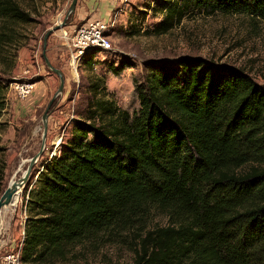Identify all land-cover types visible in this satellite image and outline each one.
<instances>
[{
  "label": "trees",
  "instance_id": "obj_1",
  "mask_svg": "<svg viewBox=\"0 0 264 264\" xmlns=\"http://www.w3.org/2000/svg\"><path fill=\"white\" fill-rule=\"evenodd\" d=\"M159 2L161 33L200 10L264 18V0ZM30 21L0 0V48ZM101 81H88L83 118L29 193L20 262H61L78 240L159 212L168 224L145 232L132 264H264V79L196 56L159 61L135 84L132 112ZM5 88L0 77V119ZM3 157L0 145V194Z\"/></svg>",
  "mask_w": 264,
  "mask_h": 264
},
{
  "label": "rangeland",
  "instance_id": "obj_2",
  "mask_svg": "<svg viewBox=\"0 0 264 264\" xmlns=\"http://www.w3.org/2000/svg\"><path fill=\"white\" fill-rule=\"evenodd\" d=\"M15 1L32 15L33 21L16 24L18 36L12 44L0 48V77L6 85L5 108L0 119V145L4 147L5 160L3 190L21 175L26 160L40 147L42 114L59 85L58 76L42 57L43 37L63 19L71 0ZM79 5L78 0L67 24L47 38L45 54L51 65L63 72L64 87L49 108L42 156L21 189L18 202L2 210L0 264H6L5 256L15 253L20 245L26 203L29 193L39 187L43 177L39 173L51 157L60 155L62 146L75 132L76 121L83 118L91 98L88 81L102 79L100 86L104 87L101 92L107 93L105 97L132 112L139 106L135 84L143 81L150 64L159 61L196 56L215 65L225 63L243 69L258 83L264 79V18L207 14L200 10L188 13L181 22L161 33L154 30L163 15L159 0H127L126 3L114 0L103 18H91L89 9L82 15L78 12ZM91 11L95 12L96 7ZM109 18L111 27L107 36L111 48L93 49L89 64L85 61L88 56L71 60L63 35H73L88 21ZM3 55L9 57L7 63L2 62ZM19 83L33 85L25 98L17 94L15 87ZM167 224L164 214L152 212L127 226L99 230L70 245L65 259L55 264H132L145 232Z\"/></svg>",
  "mask_w": 264,
  "mask_h": 264
},
{
  "label": "built area",
  "instance_id": "obj_3",
  "mask_svg": "<svg viewBox=\"0 0 264 264\" xmlns=\"http://www.w3.org/2000/svg\"><path fill=\"white\" fill-rule=\"evenodd\" d=\"M122 1L123 3L127 2V0ZM117 10L121 9L118 8ZM110 19L111 18H109L108 20L88 21L80 25L75 30V33L73 35H63L64 44L68 49V53L71 60H81L87 52L93 49H100L106 51L111 48L109 37L107 36V31L111 27ZM15 89L20 98H25L32 91L33 85L29 83H19L16 84ZM22 241L23 237L15 253L8 254L5 256L4 259L6 264H20L19 254Z\"/></svg>",
  "mask_w": 264,
  "mask_h": 264
},
{
  "label": "water",
  "instance_id": "obj_4",
  "mask_svg": "<svg viewBox=\"0 0 264 264\" xmlns=\"http://www.w3.org/2000/svg\"><path fill=\"white\" fill-rule=\"evenodd\" d=\"M77 1L78 0H71L69 5H68V8L64 14L63 19L58 21V23H56L51 28H49L44 34L42 57H43L46 65L49 67V69L58 76L59 85H58L56 92L54 93L52 98L49 100L44 113L42 114L43 132H42L41 143H40V147H39L38 151L26 160L27 165H26L25 169L23 170V172L21 173V175L19 177H17L16 179H14L13 181L9 182L8 185L6 186V188L0 194V217H1L2 209L6 205H8L12 202L13 193L17 189L23 188L27 184V182L29 181L30 173H32L34 166L37 164V161L42 156V154L45 150V139H46V134H47V117H48V113H49V108L52 105L55 98L63 90L64 82H65L63 72L61 70L55 68L54 66H52L51 63L49 62V60L45 54V45L47 42V38L49 37V35L53 31H56V30L60 29L61 27L65 26L67 24V19L72 16V14L74 13V11L76 9ZM25 219H26V217H25ZM0 220H1V218H0ZM0 230H1V221H0Z\"/></svg>",
  "mask_w": 264,
  "mask_h": 264
},
{
  "label": "crops",
  "instance_id": "obj_5",
  "mask_svg": "<svg viewBox=\"0 0 264 264\" xmlns=\"http://www.w3.org/2000/svg\"><path fill=\"white\" fill-rule=\"evenodd\" d=\"M80 1V8L78 9L79 13L86 14V9L88 10V12L91 15V18H103L105 17L108 13L109 10H111V8L109 9V5L110 2L114 0H79ZM88 7V8H87ZM93 7H96V11L93 12L91 11V9H93ZM0 234H1V230H0Z\"/></svg>",
  "mask_w": 264,
  "mask_h": 264
},
{
  "label": "bare ground",
  "instance_id": "obj_6",
  "mask_svg": "<svg viewBox=\"0 0 264 264\" xmlns=\"http://www.w3.org/2000/svg\"><path fill=\"white\" fill-rule=\"evenodd\" d=\"M13 181V180H12ZM11 182V181H10ZM21 189L22 188H20V189H17L14 193H13V196H12V202L10 203V204H8V205H6L4 208H6V207H9V206H14L17 202H18V199H19V193H20V191H21ZM3 208V209H4ZM2 209V210H3ZM2 213V212H1ZM1 218V217H0ZM1 221V220H0Z\"/></svg>",
  "mask_w": 264,
  "mask_h": 264
}]
</instances>
